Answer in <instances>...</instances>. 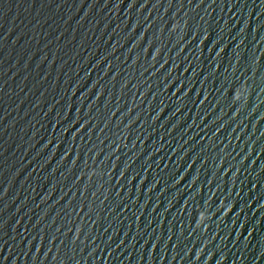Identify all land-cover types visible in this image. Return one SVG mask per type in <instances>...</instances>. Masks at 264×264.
<instances>
[{"label": "water", "instance_id": "obj_1", "mask_svg": "<svg viewBox=\"0 0 264 264\" xmlns=\"http://www.w3.org/2000/svg\"><path fill=\"white\" fill-rule=\"evenodd\" d=\"M0 264H264V0H0Z\"/></svg>", "mask_w": 264, "mask_h": 264}]
</instances>
